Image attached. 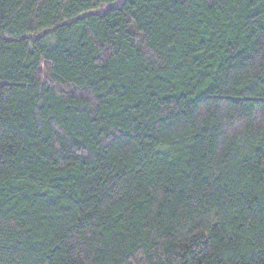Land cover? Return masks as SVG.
Segmentation results:
<instances>
[{
	"label": "trees",
	"instance_id": "obj_1",
	"mask_svg": "<svg viewBox=\"0 0 264 264\" xmlns=\"http://www.w3.org/2000/svg\"><path fill=\"white\" fill-rule=\"evenodd\" d=\"M0 264H264V0H0Z\"/></svg>",
	"mask_w": 264,
	"mask_h": 264
}]
</instances>
